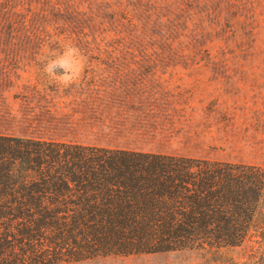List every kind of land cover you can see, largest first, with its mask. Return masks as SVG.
Listing matches in <instances>:
<instances>
[{"label":"rangeland","instance_id":"374dc122","mask_svg":"<svg viewBox=\"0 0 264 264\" xmlns=\"http://www.w3.org/2000/svg\"><path fill=\"white\" fill-rule=\"evenodd\" d=\"M164 81L157 153L264 167V0H0V135L77 142L94 80ZM144 146H153L148 144ZM173 252L69 264H235Z\"/></svg>","mask_w":264,"mask_h":264},{"label":"trees","instance_id":"16d2710c","mask_svg":"<svg viewBox=\"0 0 264 264\" xmlns=\"http://www.w3.org/2000/svg\"><path fill=\"white\" fill-rule=\"evenodd\" d=\"M243 246L264 264V167L0 135V264Z\"/></svg>","mask_w":264,"mask_h":264},{"label":"crops","instance_id":"0c3cea01","mask_svg":"<svg viewBox=\"0 0 264 264\" xmlns=\"http://www.w3.org/2000/svg\"><path fill=\"white\" fill-rule=\"evenodd\" d=\"M118 70L120 73L115 78L94 80L90 84V96H83L80 109L73 110L74 117L83 121L74 125L76 133L91 139L76 143L50 142L159 154L155 142L143 141L147 137L163 135L161 113L169 109L161 101L167 84L160 79L139 78L136 72L140 68L136 66ZM148 144L153 146H144Z\"/></svg>","mask_w":264,"mask_h":264}]
</instances>
